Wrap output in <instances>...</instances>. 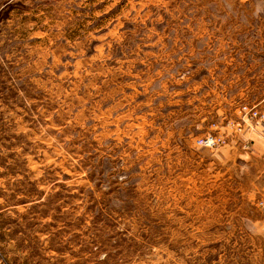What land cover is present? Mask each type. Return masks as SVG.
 <instances>
[{"label":"rangeland","instance_id":"obj_1","mask_svg":"<svg viewBox=\"0 0 264 264\" xmlns=\"http://www.w3.org/2000/svg\"><path fill=\"white\" fill-rule=\"evenodd\" d=\"M5 10L0 264H264V0Z\"/></svg>","mask_w":264,"mask_h":264},{"label":"crops","instance_id":"obj_2","mask_svg":"<svg viewBox=\"0 0 264 264\" xmlns=\"http://www.w3.org/2000/svg\"><path fill=\"white\" fill-rule=\"evenodd\" d=\"M235 143L238 144L235 145ZM232 144L233 149L239 150L242 147L249 150L247 151L246 157L252 161L251 165L255 163L258 165L256 169L257 177L263 179L262 183L258 184V188L264 189V130L262 126L253 123L250 124L246 129V134L235 137L232 140ZM231 153L233 157L238 155L235 152Z\"/></svg>","mask_w":264,"mask_h":264},{"label":"built area","instance_id":"obj_3","mask_svg":"<svg viewBox=\"0 0 264 264\" xmlns=\"http://www.w3.org/2000/svg\"><path fill=\"white\" fill-rule=\"evenodd\" d=\"M253 115H256V112H253ZM202 144L204 145H213L216 143V140L212 137H207L201 141ZM257 203L259 206H264V189L262 190L261 197L257 200Z\"/></svg>","mask_w":264,"mask_h":264},{"label":"trees","instance_id":"obj_4","mask_svg":"<svg viewBox=\"0 0 264 264\" xmlns=\"http://www.w3.org/2000/svg\"><path fill=\"white\" fill-rule=\"evenodd\" d=\"M8 11H3L1 14H0V20H4V19H6L7 18V15H8V13H7Z\"/></svg>","mask_w":264,"mask_h":264}]
</instances>
